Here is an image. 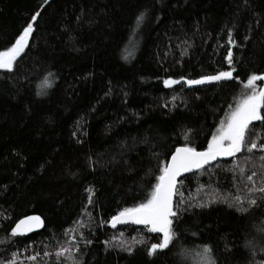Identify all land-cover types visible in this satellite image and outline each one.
Wrapping results in <instances>:
<instances>
[{
    "label": "trees",
    "instance_id": "obj_1",
    "mask_svg": "<svg viewBox=\"0 0 264 264\" xmlns=\"http://www.w3.org/2000/svg\"><path fill=\"white\" fill-rule=\"evenodd\" d=\"M36 12L17 67L0 70V264H70L64 248L79 264H201L205 246L216 264H261L264 194L249 191L264 187L260 121L246 134L257 149L179 182L168 249L149 255L162 235L110 222L149 198L176 148L206 150L264 74V0H0V51ZM34 214L42 231L13 237Z\"/></svg>",
    "mask_w": 264,
    "mask_h": 264
},
{
    "label": "snow or ice",
    "instance_id": "obj_2",
    "mask_svg": "<svg viewBox=\"0 0 264 264\" xmlns=\"http://www.w3.org/2000/svg\"><path fill=\"white\" fill-rule=\"evenodd\" d=\"M39 16L40 13L36 12L31 18L32 22L28 23L22 29L21 33L14 38V43L6 50L0 51V70L12 72L17 67V60L29 47V42L34 31L33 25ZM143 19L144 16L141 14L138 17L137 23L142 22ZM231 42V36H229V43ZM227 60L229 65H231V51L227 54ZM234 71L235 69L233 68L230 71H221L218 74L205 76L200 79L186 80L184 83L191 87L212 82L228 81L233 79L232 73ZM257 81H264V74H251L247 78L243 86L249 91L242 95V98L236 103L235 108L226 116L225 121L221 122V126L217 129L216 135L208 143L207 149L197 151L194 147L187 145L176 148L174 154L171 156V162L160 169V175L157 178L158 182L154 185L149 198L145 202L133 207L124 208L117 215L113 216L111 218V226L113 228L118 224H126L129 222L136 225H144L149 232L162 234V241L150 246L149 255H155L158 252L168 249L169 245L175 239L173 218L179 219L173 198L176 195H183L177 187V178L185 172L203 168L209 162L216 160L217 157H234L237 153L242 152L246 145H249L247 147L248 152H252L258 148L255 141L250 139L246 140V134L249 133V126L254 121L264 123V115L261 113V110L264 109V87H258ZM163 83L165 87H172L180 83V81L167 79ZM48 86L50 85L46 80L44 87ZM260 150L264 151V146H260ZM255 175L256 173L247 176V180L251 182ZM262 183H264V179H262ZM249 191L264 194V187H253ZM237 201L240 202L239 197H237ZM248 203L250 206H255L257 201L253 198ZM199 206L206 207L207 204H201ZM241 210L246 211L245 209ZM39 223V217H28L16 224L15 228L12 229L11 235L13 237L26 235ZM128 250L130 251V249ZM68 252L69 249L64 248L57 252L56 255L57 257H65V259L70 261V264H79L76 258L70 255L66 256ZM201 255L206 257L201 264H216L210 247L205 246ZM31 259L35 260L36 257L33 256ZM9 264H15V261H10Z\"/></svg>",
    "mask_w": 264,
    "mask_h": 264
},
{
    "label": "water",
    "instance_id": "obj_3",
    "mask_svg": "<svg viewBox=\"0 0 264 264\" xmlns=\"http://www.w3.org/2000/svg\"><path fill=\"white\" fill-rule=\"evenodd\" d=\"M253 123H254V122H253ZM253 123H252V124H253ZM252 124H251V125H252ZM234 157H235V156H234ZM234 157H217L216 160L209 162L208 164H206L203 168H201V169H199V170L193 169L191 172H185V173H183L181 176H179V177L177 178V187H178V185H179L180 180H182L183 178H186V177H188V176H191V175H193V174H196L197 172H199V171H201V170L207 168L208 166L216 165L218 162L229 161V160L233 159ZM170 162H171V160H170ZM170 162H169V163H170ZM175 198H176V196H174V198H173L174 206H175ZM28 217H39V218H40V223H39V224H36L35 227H34V229H33L32 231H30V232H28L26 235H23V236H20V237H25V236H29V235H31V234H33V233L40 232V231H42V229L44 228L45 222H44V219H43L42 217L37 216V215H32V216H28ZM28 217H26V218H24V219H27ZM24 219H22V220H24ZM18 223H19V222H18ZM110 227H111V229H113V230H117V229H119V228H121V227H122V228H127V227L146 228L144 225H136V224H132L131 222L126 223V224H118L115 228H113V227L111 226V222H110ZM157 234H159V233H157ZM160 235H162V234H160Z\"/></svg>",
    "mask_w": 264,
    "mask_h": 264
},
{
    "label": "rangeland",
    "instance_id": "obj_4",
    "mask_svg": "<svg viewBox=\"0 0 264 264\" xmlns=\"http://www.w3.org/2000/svg\"><path fill=\"white\" fill-rule=\"evenodd\" d=\"M263 87H264V86H263ZM248 91H249V90H248ZM246 92H247V91H246ZM244 93H245V92H244ZM250 126H251V125H250ZM250 126H249V127H250ZM219 128H220V127H219ZM216 133H217V130L215 131L214 135H216ZM250 134H251V133H250ZM250 134H249V135H250ZM214 135H213V136H214ZM249 135H248L247 137H249ZM213 136H212V137H213ZM212 137H211V139H212ZM211 139H210V141H211ZM236 155H237V154H236ZM145 229H147V228H145ZM123 240H124L125 243H126L127 245H129V246L132 244V240L129 239V238H127V239L125 238V239H123ZM261 264H264V261H263Z\"/></svg>",
    "mask_w": 264,
    "mask_h": 264
},
{
    "label": "bare ground",
    "instance_id": "obj_5",
    "mask_svg": "<svg viewBox=\"0 0 264 264\" xmlns=\"http://www.w3.org/2000/svg\"><path fill=\"white\" fill-rule=\"evenodd\" d=\"M170 160H171V158H170ZM169 162H170V161H169ZM168 164H169V163H168ZM183 179H184V178H183ZM34 215H35V214H34ZM29 216H32V215H29ZM37 216H39V215H37ZM27 217H28V216H27ZM24 218H26V217H25V216L22 217L21 220L24 219ZM21 220H19L18 222H20ZM18 222H17V223H18ZM17 223H16V224H17ZM16 224H15V226H16ZM15 226H14L13 228H15ZM17 237H20V236H17Z\"/></svg>",
    "mask_w": 264,
    "mask_h": 264
}]
</instances>
